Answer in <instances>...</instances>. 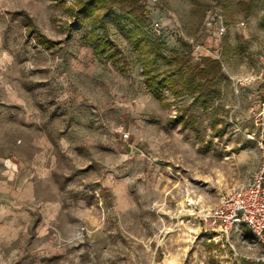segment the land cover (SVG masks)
<instances>
[{
	"label": "rangeland",
	"instance_id": "obj_1",
	"mask_svg": "<svg viewBox=\"0 0 264 264\" xmlns=\"http://www.w3.org/2000/svg\"><path fill=\"white\" fill-rule=\"evenodd\" d=\"M137 1L160 48L152 71L173 82L159 95L128 5L96 29L106 59L89 21L71 26L74 0H0V264H264L247 230L225 239L196 218L261 163L245 135L264 91V0Z\"/></svg>",
	"mask_w": 264,
	"mask_h": 264
},
{
	"label": "built area",
	"instance_id": "obj_2",
	"mask_svg": "<svg viewBox=\"0 0 264 264\" xmlns=\"http://www.w3.org/2000/svg\"><path fill=\"white\" fill-rule=\"evenodd\" d=\"M150 27L157 36L161 34V25L157 21H152ZM224 30L225 27L220 25L219 32ZM255 78L249 77L250 80ZM250 111L253 131L246 133L245 142L255 143L261 153L260 165L246 183L221 192L213 206L197 211L196 218L204 231L225 239L233 231L247 230L264 249V91L262 100Z\"/></svg>",
	"mask_w": 264,
	"mask_h": 264
},
{
	"label": "trees",
	"instance_id": "obj_3",
	"mask_svg": "<svg viewBox=\"0 0 264 264\" xmlns=\"http://www.w3.org/2000/svg\"><path fill=\"white\" fill-rule=\"evenodd\" d=\"M57 3L62 4L67 0H55ZM68 11L73 17L71 26L79 28L84 21H89L91 24V30L89 32L88 43L93 46V52L95 55H104L106 59L110 57L109 53H104L106 49H109L111 44L107 38H102L100 33L96 32V29L105 27V20L112 15V7L114 5H128V14L135 19L136 28L132 31H128L130 41L134 48L147 58V61L143 65V73L145 75V81L149 88L153 90L154 94L159 95V90L172 85L170 75H164L161 72L152 71V65L155 61L157 54H160V48L155 46L146 31L144 30V20L146 18V10L143 4L137 0H74ZM25 24L29 32H32L31 26L32 20L25 15ZM37 43L44 48H48L55 44L53 41L46 38L44 35L37 33ZM208 61V60H207ZM196 72L200 74V78L203 80L215 79L220 73V62L217 59H212L207 62L204 68H197ZM198 87L202 85L198 84Z\"/></svg>",
	"mask_w": 264,
	"mask_h": 264
},
{
	"label": "crops",
	"instance_id": "obj_4",
	"mask_svg": "<svg viewBox=\"0 0 264 264\" xmlns=\"http://www.w3.org/2000/svg\"><path fill=\"white\" fill-rule=\"evenodd\" d=\"M2 185V178L0 177V195L3 193V188L1 187ZM6 193V191H5ZM7 195V194H6ZM8 196H15V193L13 191L10 192V194ZM1 205V204H0ZM5 205V208L3 209L2 207H0V209L2 208L3 210L1 211L0 210V219L3 217V213H8V211L10 210L11 206L8 205V204H4Z\"/></svg>",
	"mask_w": 264,
	"mask_h": 264
},
{
	"label": "bare ground",
	"instance_id": "obj_5",
	"mask_svg": "<svg viewBox=\"0 0 264 264\" xmlns=\"http://www.w3.org/2000/svg\"><path fill=\"white\" fill-rule=\"evenodd\" d=\"M189 202L191 203L192 201H191V200H189Z\"/></svg>",
	"mask_w": 264,
	"mask_h": 264
}]
</instances>
